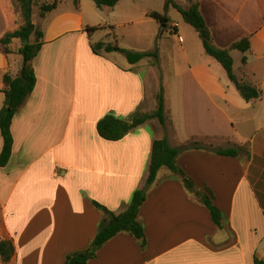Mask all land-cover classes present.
I'll list each match as a JSON object with an SVG mask.
<instances>
[{
    "label": "crops",
    "instance_id": "obj_1",
    "mask_svg": "<svg viewBox=\"0 0 264 264\" xmlns=\"http://www.w3.org/2000/svg\"><path fill=\"white\" fill-rule=\"evenodd\" d=\"M66 1L42 17L43 25L34 23L44 42L33 60L37 82L13 119L11 159L0 166V240H11L15 248L8 264H65L67 255L87 248L104 216L95 202L117 214L125 211L134 191L146 185L153 141L166 136L178 148L192 140L211 143L177 156L196 193L162 167L138 216L146 246L119 233L87 264H254L255 256L264 259V0H198L218 47L250 38V49L240 51L241 63L233 57L234 68L238 76L262 87L257 102L240 99L223 86V66L199 41L195 53L182 44L186 63L174 62L178 49L167 35L186 42L178 22L169 18L168 30L161 33L160 23L149 16L155 10L134 7L131 0L103 8L92 0L97 9L88 10L83 8L87 1L76 5L73 0V7L59 10ZM176 2L184 8L192 3ZM231 7L238 16L229 25L222 14ZM23 24L17 0H0V39ZM93 26L102 28L88 33L86 28ZM228 32L234 33L232 39ZM158 40L159 51L172 55L169 66L149 58L119 62L115 53L120 52L96 54L92 49L93 43L105 41L153 51ZM170 41L171 51L164 46ZM21 46L15 38L9 53L0 47V110L3 77L18 74ZM161 86L170 130L152 119L117 141L98 134L97 123L106 114L128 119L154 111ZM231 106L243 114V129L235 138L227 131ZM2 146L0 129V153ZM209 146L246 151L232 157ZM206 187L221 210V227L197 195Z\"/></svg>",
    "mask_w": 264,
    "mask_h": 264
},
{
    "label": "trees",
    "instance_id": "obj_2",
    "mask_svg": "<svg viewBox=\"0 0 264 264\" xmlns=\"http://www.w3.org/2000/svg\"><path fill=\"white\" fill-rule=\"evenodd\" d=\"M63 0L44 1L41 4L37 0H17L24 24L14 32L6 34L0 39V47H3L6 53L10 52L9 44L18 38L22 41V46L19 53L23 60L17 75L6 73L3 77L4 87L2 91L5 94L4 103L0 110V129L3 138V146L0 153V166H6L12 156L14 146V136L12 133V123L15 115L26 102L27 98L32 94L37 77L33 60L43 46V32L33 22V10L35 5L40 6V16L45 17L49 12L57 8ZM99 8L114 7L121 0H93ZM78 5L80 0H74ZM170 8L177 9L183 20L194 27L198 32L206 54L215 58L225 69L229 80L235 85L240 95L248 102H257L261 100L263 91L258 86L252 84L244 77L236 74L234 68V59L230 53L232 49H237L241 52H246L250 49V38L243 37L242 39L231 44L229 48H221L214 44L211 29L206 23L202 14L199 2L196 0L187 8L182 7L176 0H165L164 11H152L149 16L156 19L161 25V33L166 32L169 28L168 12ZM100 26L87 27L88 33L99 30ZM34 39L32 40V36ZM94 53L101 54L102 52H120L128 59L131 64H136L141 60L153 57L155 62L159 57V50L153 51H133L120 47L112 42L100 41L92 44ZM154 62V64H156ZM242 62H247V57L243 56ZM157 108L152 112L136 113L128 119H121L113 114H106L97 123L98 134L111 141H117L125 137L137 127L147 123L152 119H158L163 127L171 126L168 109L166 105L165 89L160 87L156 94ZM168 130V129H166ZM183 148H200L198 142L193 141ZM209 150L217 154L237 157L241 152L246 151L244 147L234 146L226 149L207 147ZM181 148L174 147L170 144L168 137L155 139L152 144V152L148 168V178L146 185L134 191L128 208L117 214L102 204L95 202V205L104 213L103 219L99 225L95 238L90 245L76 252L67 255L65 264H87L91 259L97 256L99 249L110 239L119 233H128L131 236L142 242L143 247L146 246V233L144 226L140 222L138 216L140 209L147 198L149 188L157 179L159 170L162 167L169 168L173 174H176L184 179L186 188L196 193L195 185L190 177L186 176L182 168L177 164V156ZM203 204L209 209L214 223L222 226V213L213 201V193L210 188L206 187L204 192H197ZM264 214V211H263ZM15 254V248L11 240H0V257L4 263H9ZM254 264H264V259L255 256Z\"/></svg>",
    "mask_w": 264,
    "mask_h": 264
},
{
    "label": "rangeland",
    "instance_id": "obj_3",
    "mask_svg": "<svg viewBox=\"0 0 264 264\" xmlns=\"http://www.w3.org/2000/svg\"><path fill=\"white\" fill-rule=\"evenodd\" d=\"M44 1L47 0H37L38 4L43 3ZM51 1V0H48ZM87 1L86 3L89 4H83V8L88 10L92 7H94L93 9H97L94 6V2L92 0H85ZM181 4L185 3V0H179ZM196 0H191L192 3H194ZM130 5L134 6V7H138V8H148L150 10H158V11H164V5H165V0H131ZM89 5V6H88ZM74 6L73 0H67L65 3H62L59 6V10L60 9H65V8H71ZM217 12V10L215 11V13ZM168 17L173 20V22H178L177 24L181 25L182 27V33L184 35V38L186 40L185 43H183L184 41H179L178 38H174L175 36L173 34H168L167 37L174 42V47L178 49V53L176 55H174V62L176 64H185V52L182 50V44H186V47H188V51H192L193 53H195L196 50V42L195 41H199V47H203V44H201V39L199 38L197 31L194 29L193 26H191L190 24L186 23L183 18L181 13L175 9V8H170L169 12H168ZM219 13H221V9L219 10ZM40 14V6L39 5H35L34 6V10H33V22L35 24H42L44 23V19L39 15ZM221 15V14H219ZM225 17L226 22L229 23V25H231L232 23H235L234 19L237 18V13H235V9H233V7H231L230 12L229 13H224L222 14ZM205 16L208 18L209 21L212 22V15L209 13H206ZM215 16V15H214ZM41 17V19H40ZM218 21V18L216 19V22ZM156 25V22H154ZM226 27H228V24L226 23ZM39 28V27H38ZM232 29L233 31H235L236 33L238 32V27L232 25ZM229 38L232 39L234 37V33L232 34V32H228ZM159 39V36H158ZM167 41V40H165ZM170 42H164V46L165 48L170 49L171 51V47L170 44L172 45V43ZM157 46L155 47V49H158V47H162V43H160V41L158 40L156 42ZM215 44V43H214ZM173 46V45H172ZM154 49V50H155ZM233 50V51H232ZM232 57H235V59L237 60V62L241 63V52L235 49H232ZM180 51V52H179ZM141 52V51H140ZM143 52V51H142ZM197 55V53H196ZM115 56L117 57V60H119V62H124V61H128V59L125 58V56L121 53H115ZM149 59L152 60V62H155V59L153 57H148ZM147 58V59H148ZM172 58L171 54L165 53V55L159 51V57L157 59V62H155L156 64H161V65H165V66H169V62L168 60ZM146 59V58H145ZM234 59V58H233ZM129 62V61H128ZM220 67V71L222 74V78H223V86H230L231 89H233L235 91V95L236 97H239L241 99V96L239 94V92L235 89V87L233 86V83L228 79V77L226 76L225 72L223 71V68L221 66ZM261 87V86H260ZM262 88V87H261ZM168 96V95H167ZM230 97L232 98V94L230 95ZM171 100L172 96L170 95V97L168 96V100ZM262 104H258V107L261 106ZM243 114L241 113L240 109L238 107L233 108L231 106L230 110H229V116L230 118H232V121H229L227 123V131L229 132V135L234 136V138L237 136V131H241L243 129V123H242V116ZM158 120V119H157ZM165 128V127H164ZM166 129H171V127L169 126L168 128L166 127ZM193 141L196 140H192L189 141L188 143L182 145L181 147V151L183 150H188L186 148H183L186 145H189L190 143H194ZM223 142H225V140H222ZM199 143L200 147L203 148L205 147L206 144L210 145L211 143H207L205 141H196ZM203 146V147H202ZM193 149V148H191ZM0 264H8V263H4L0 257Z\"/></svg>",
    "mask_w": 264,
    "mask_h": 264
}]
</instances>
